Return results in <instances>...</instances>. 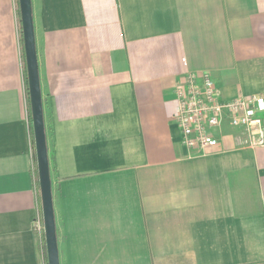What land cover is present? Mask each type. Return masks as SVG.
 Here are the masks:
<instances>
[{
	"label": "crops",
	"instance_id": "0c3cea01",
	"mask_svg": "<svg viewBox=\"0 0 264 264\" xmlns=\"http://www.w3.org/2000/svg\"><path fill=\"white\" fill-rule=\"evenodd\" d=\"M32 7L60 264H264V147L225 124L192 153L174 121L191 73L264 99V0ZM19 15L0 0V264H48Z\"/></svg>",
	"mask_w": 264,
	"mask_h": 264
},
{
	"label": "built area",
	"instance_id": "2783aa9c",
	"mask_svg": "<svg viewBox=\"0 0 264 264\" xmlns=\"http://www.w3.org/2000/svg\"><path fill=\"white\" fill-rule=\"evenodd\" d=\"M176 114L183 146L192 153L204 152L215 145V132L225 124L240 129V144L245 148L264 147V99L243 96L223 100L221 92L208 73L188 74L176 90ZM37 181V180H36ZM33 231L45 235L44 220L37 215Z\"/></svg>",
	"mask_w": 264,
	"mask_h": 264
},
{
	"label": "water",
	"instance_id": "95a60500",
	"mask_svg": "<svg viewBox=\"0 0 264 264\" xmlns=\"http://www.w3.org/2000/svg\"><path fill=\"white\" fill-rule=\"evenodd\" d=\"M48 264H60L32 0H19Z\"/></svg>",
	"mask_w": 264,
	"mask_h": 264
},
{
	"label": "trees",
	"instance_id": "16d2710c",
	"mask_svg": "<svg viewBox=\"0 0 264 264\" xmlns=\"http://www.w3.org/2000/svg\"><path fill=\"white\" fill-rule=\"evenodd\" d=\"M19 22H20V31H21V42H22V45H24L23 32H22V23H21V15H19ZM27 94H28V98H29V107H30V111H31L30 95H29V87L28 86H27ZM44 249L46 250L45 244H44Z\"/></svg>",
	"mask_w": 264,
	"mask_h": 264
}]
</instances>
